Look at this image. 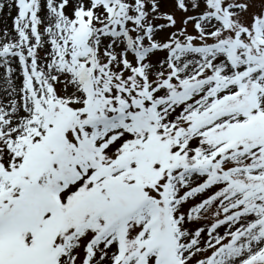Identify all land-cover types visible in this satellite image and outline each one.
I'll list each match as a JSON object with an SVG mask.
<instances>
[{
  "label": "snow or ice",
  "instance_id": "1",
  "mask_svg": "<svg viewBox=\"0 0 264 264\" xmlns=\"http://www.w3.org/2000/svg\"><path fill=\"white\" fill-rule=\"evenodd\" d=\"M0 264H264V0H0Z\"/></svg>",
  "mask_w": 264,
  "mask_h": 264
}]
</instances>
